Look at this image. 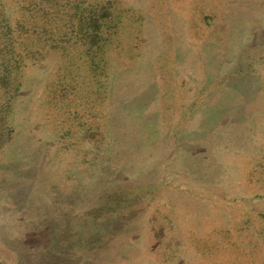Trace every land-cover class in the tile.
<instances>
[{
	"label": "rangeland",
	"instance_id": "1",
	"mask_svg": "<svg viewBox=\"0 0 264 264\" xmlns=\"http://www.w3.org/2000/svg\"><path fill=\"white\" fill-rule=\"evenodd\" d=\"M39 229L264 264V0H0V264H41Z\"/></svg>",
	"mask_w": 264,
	"mask_h": 264
},
{
	"label": "trees",
	"instance_id": "2",
	"mask_svg": "<svg viewBox=\"0 0 264 264\" xmlns=\"http://www.w3.org/2000/svg\"><path fill=\"white\" fill-rule=\"evenodd\" d=\"M104 16L107 15H103L102 18H104ZM89 22L91 23V26L94 28V33L92 36H94L95 39L98 40L99 39L98 33L101 28L99 18L97 17V15H95L94 17L91 16L89 18ZM45 231L46 230L44 229H39L36 233H34V238H33L34 240L37 239L41 240V242L39 243L40 245L37 246L39 248L38 251H40L42 254L40 255L41 264H74V263L76 264L78 261L79 264H84V263L90 264L91 262V258L89 256L90 252L85 253L86 246L82 248L84 249V251L81 252L82 253L81 258L80 257L75 258V256H73L74 252L72 249L69 250L65 248L64 250H56V247L60 248L59 246H57L59 242L56 241L53 237L50 238V236H48ZM92 245L94 246V244H91V242H89L87 247L91 248Z\"/></svg>",
	"mask_w": 264,
	"mask_h": 264
}]
</instances>
